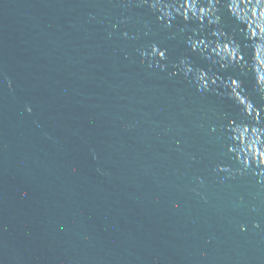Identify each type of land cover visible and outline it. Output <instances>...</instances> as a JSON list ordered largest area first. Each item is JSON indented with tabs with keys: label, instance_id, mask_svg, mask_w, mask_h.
Here are the masks:
<instances>
[{
	"label": "water",
	"instance_id": "obj_1",
	"mask_svg": "<svg viewBox=\"0 0 264 264\" xmlns=\"http://www.w3.org/2000/svg\"><path fill=\"white\" fill-rule=\"evenodd\" d=\"M214 27L140 0H0V264H264V177L217 168L239 167L220 130L245 119L239 72L212 65L201 93L174 67L208 68L187 41Z\"/></svg>",
	"mask_w": 264,
	"mask_h": 264
},
{
	"label": "clouds",
	"instance_id": "obj_2",
	"mask_svg": "<svg viewBox=\"0 0 264 264\" xmlns=\"http://www.w3.org/2000/svg\"><path fill=\"white\" fill-rule=\"evenodd\" d=\"M140 4L159 13L160 19L166 21L168 26L177 15L183 16L186 22L199 19L203 23L207 19L208 26H216L210 34L214 39H197L196 34L200 30L193 29L194 34L187 41L193 52L209 61L208 68L194 66L190 57L181 58L174 67L190 78L201 93L211 90L217 80L222 79L213 71L212 65L224 70H238L239 75H233L223 83L229 89V98L239 107L245 119L229 120L220 130L227 132V151L239 167L233 169L218 165L217 168L219 172L227 174L226 178L249 172L264 177V110L255 106L245 87V80L251 79L258 92L264 95V58H260V53L264 52V0H140ZM225 16L231 22L229 31L221 27ZM237 21L247 24L246 32ZM138 51L142 58L147 59L149 67L167 71L168 65L161 63L168 59L166 48L152 43ZM176 74V71L170 73ZM26 110L31 112V106H26ZM216 130L215 127L211 129L212 132ZM255 226L259 227V224ZM240 227L241 231L246 230V225Z\"/></svg>",
	"mask_w": 264,
	"mask_h": 264
}]
</instances>
